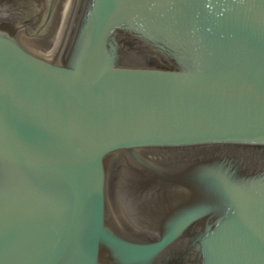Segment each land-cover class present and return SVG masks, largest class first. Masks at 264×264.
Wrapping results in <instances>:
<instances>
[{
	"label": "water",
	"instance_id": "1",
	"mask_svg": "<svg viewBox=\"0 0 264 264\" xmlns=\"http://www.w3.org/2000/svg\"><path fill=\"white\" fill-rule=\"evenodd\" d=\"M0 264H264V0H0Z\"/></svg>",
	"mask_w": 264,
	"mask_h": 264
}]
</instances>
